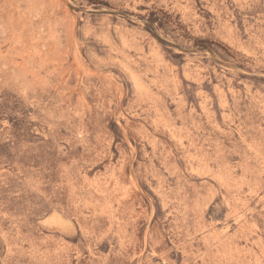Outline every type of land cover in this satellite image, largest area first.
I'll return each mask as SVG.
<instances>
[{
  "label": "rangeland",
  "instance_id": "rangeland-1",
  "mask_svg": "<svg viewBox=\"0 0 264 264\" xmlns=\"http://www.w3.org/2000/svg\"><path fill=\"white\" fill-rule=\"evenodd\" d=\"M0 264H264V0H0Z\"/></svg>",
  "mask_w": 264,
  "mask_h": 264
}]
</instances>
